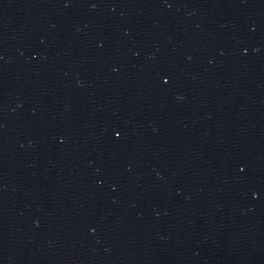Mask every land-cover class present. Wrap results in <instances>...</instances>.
Instances as JSON below:
<instances>
[{"label": "water", "instance_id": "water-1", "mask_svg": "<svg viewBox=\"0 0 264 264\" xmlns=\"http://www.w3.org/2000/svg\"><path fill=\"white\" fill-rule=\"evenodd\" d=\"M0 264H264V0H0Z\"/></svg>", "mask_w": 264, "mask_h": 264}]
</instances>
